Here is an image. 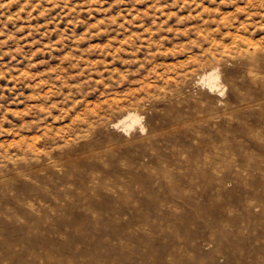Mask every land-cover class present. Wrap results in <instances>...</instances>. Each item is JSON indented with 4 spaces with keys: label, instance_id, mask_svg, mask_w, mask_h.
Segmentation results:
<instances>
[{
    "label": "rangeland",
    "instance_id": "obj_1",
    "mask_svg": "<svg viewBox=\"0 0 264 264\" xmlns=\"http://www.w3.org/2000/svg\"><path fill=\"white\" fill-rule=\"evenodd\" d=\"M0 264H264V0H0Z\"/></svg>",
    "mask_w": 264,
    "mask_h": 264
},
{
    "label": "bare ground",
    "instance_id": "obj_2",
    "mask_svg": "<svg viewBox=\"0 0 264 264\" xmlns=\"http://www.w3.org/2000/svg\"><path fill=\"white\" fill-rule=\"evenodd\" d=\"M216 67L213 66L209 69L203 70L198 74V82L203 84L204 86L206 85L210 91L219 89L220 87V72ZM140 123V114L135 110H128L121 116V118L111 121L110 125L116 127L122 126L123 129L127 132L134 125H139ZM123 142H127V140H124ZM4 244L7 250L11 249V239L8 238L7 240H5Z\"/></svg>",
    "mask_w": 264,
    "mask_h": 264
}]
</instances>
